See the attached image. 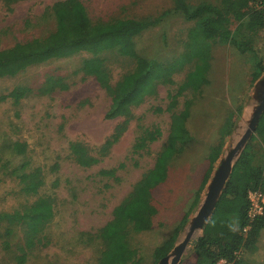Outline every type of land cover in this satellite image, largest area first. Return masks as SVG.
Masks as SVG:
<instances>
[{
  "label": "rangeland",
  "instance_id": "1",
  "mask_svg": "<svg viewBox=\"0 0 264 264\" xmlns=\"http://www.w3.org/2000/svg\"><path fill=\"white\" fill-rule=\"evenodd\" d=\"M58 1L61 0H24L10 6L0 3V50L53 33L56 20L52 6ZM79 1L93 22L155 18L173 7L171 0ZM187 1L197 4L217 0ZM260 2L255 0L251 6ZM237 25L232 22L230 28L234 30ZM191 27L192 23L180 16L167 14L159 24L135 38L136 50L150 60L174 63L184 47L200 44V39L194 41L189 35ZM257 35L256 50L264 65V29ZM208 42V84L199 95L186 92L177 98V111L185 101H191L186 124L191 141L169 165L167 183L153 191L155 229L128 236L142 264H152L153 250L168 238L174 224L185 214L190 218L195 213L192 194L208 171L210 150L222 141L221 158L240 139L255 104L251 98L256 82L252 55L218 39ZM97 57L104 60L112 83L134 67L131 59L115 51H104ZM89 58L91 54L79 52L0 78V214L22 212L39 196L52 201V205L47 201L34 205L36 228L48 223L37 236H27L24 224L0 222V264H97L101 246L90 238L112 218L115 207L152 168L169 132V95L177 93L193 65H183L172 73L168 84L158 83L153 95L132 107L126 130L114 145L101 152L103 143L117 125L124 124V119L105 118L109 97L94 77L81 71L83 60ZM14 89L21 91L17 98L11 94ZM228 125L232 127L227 134ZM154 129L160 131L158 140L134 150L144 132ZM72 142L88 147L91 155L100 157L99 163L90 168L78 166L69 151ZM217 165L218 160L201 195ZM35 169L40 171L38 179L42 181L37 196L26 194L20 181L21 173ZM102 170H114V178L100 175ZM145 209L139 208V212ZM126 213L120 210L122 216L129 217ZM233 226L237 227L235 219ZM6 228L11 229L10 235L5 234ZM201 235L202 231H198L193 236L178 264H196L192 245ZM182 236L183 228L166 255ZM29 237L31 247L26 244ZM18 256H25V260H17ZM236 261L264 264V229L254 245L238 252Z\"/></svg>",
  "mask_w": 264,
  "mask_h": 264
},
{
  "label": "trees",
  "instance_id": "2",
  "mask_svg": "<svg viewBox=\"0 0 264 264\" xmlns=\"http://www.w3.org/2000/svg\"><path fill=\"white\" fill-rule=\"evenodd\" d=\"M20 1L24 0H0V3L10 6ZM171 1L172 9L155 18H118L93 22L79 0H61L52 6L56 20L53 33L41 39L17 43L8 49L0 50V78L12 77L30 66L79 52L92 55V58L83 60L81 71L86 76L94 77L109 97L110 104L105 118L124 119V124L117 125L103 143L101 152L114 145L126 130L132 107L139 106L147 96L153 95L158 83L168 84L172 73L183 65L193 64L178 87L177 93L169 95L170 101L166 107V111L170 113L169 132L152 168L142 175L122 202L115 207L112 218L90 238L92 242L97 241L101 246L97 264H142L139 251L131 245L128 236L130 233L139 234L155 229L153 219L157 214V208L153 203V191L167 183L169 165L191 141L186 126L191 101H185L181 110L177 111V98L186 92L199 95L208 84L207 73L210 67L208 41L218 39L230 43L241 52H249L256 70L253 80H257L264 70L256 50L257 32L264 29V0L256 6H251L255 0H217L214 3L203 1L197 4H190L187 0ZM170 13L192 23L189 35L194 41L200 39V44L184 47L174 63L158 62L139 55L135 47V38L148 28L159 24ZM232 22L238 23L234 30L230 28ZM104 51H115L119 56L131 59L134 63L133 69L112 83L104 60L97 57ZM15 90L11 94L17 98L21 91ZM231 127L232 125L227 126V134ZM159 136L158 129L146 130L137 141L134 150L144 148L147 143L158 140ZM222 145L223 142L219 141L208 154V171L195 192L194 204L204 188L211 168L220 157ZM15 149L19 151L17 144ZM69 151L76 164L82 168H90L99 163L100 157L91 155L88 147L79 142L70 143ZM99 174L114 178V170H102ZM39 177L40 171L36 169L31 173H21L22 190L28 195L37 196V190L42 184ZM251 190H260L264 194V111L259 117L254 134L246 142L236 160L202 235L192 245L196 264H217L220 260L237 264L235 254L255 244L259 233L264 229V211L254 219L249 229L243 232V228L248 224L247 193ZM177 192L180 190H176ZM40 201H47L52 205L50 198L39 196L22 212L0 214V222L4 221L9 225L24 224L27 236L41 234L48 223L36 228L33 222L36 216L34 205ZM144 206L146 211L139 212V208ZM122 209L129 217L120 214ZM234 219L237 227L233 226ZM186 221L187 216L184 215L179 222H174L171 234L153 250L152 264L166 255V251L176 240ZM5 234L10 235L11 229L6 228ZM32 243L29 237L26 244L31 247ZM16 259L22 261L25 260V256H18Z\"/></svg>",
  "mask_w": 264,
  "mask_h": 264
},
{
  "label": "water",
  "instance_id": "3",
  "mask_svg": "<svg viewBox=\"0 0 264 264\" xmlns=\"http://www.w3.org/2000/svg\"><path fill=\"white\" fill-rule=\"evenodd\" d=\"M251 98L255 104L249 113L244 133L240 139L218 159V165L214 169L208 184L206 185L205 192L195 210V213L187 219L183 226L182 238L173 246L167 255L158 260L157 264H178L182 253L193 236L198 231H203L205 224L210 218L216 203L220 198L236 160L243 151L246 142L254 133L259 117L264 111V72L254 83Z\"/></svg>",
  "mask_w": 264,
  "mask_h": 264
},
{
  "label": "built area",
  "instance_id": "4",
  "mask_svg": "<svg viewBox=\"0 0 264 264\" xmlns=\"http://www.w3.org/2000/svg\"><path fill=\"white\" fill-rule=\"evenodd\" d=\"M247 222L248 224L243 228V232H246L249 229V225L256 219L258 216L262 215L264 211V194L260 190H251L247 193ZM235 258H238V253L235 254ZM229 264L225 260H220L217 264Z\"/></svg>",
  "mask_w": 264,
  "mask_h": 264
},
{
  "label": "crops",
  "instance_id": "5",
  "mask_svg": "<svg viewBox=\"0 0 264 264\" xmlns=\"http://www.w3.org/2000/svg\"><path fill=\"white\" fill-rule=\"evenodd\" d=\"M198 189H199V188H198ZM198 189H197V190H198ZM197 190H196V191H197ZM196 191H195V192H196ZM195 192L192 194V196H193V197H192V200H191L192 202H193V199L195 198ZM201 193H202V192H201ZM201 193H200V195H199V198H198L197 202L193 205V206L196 207V208L194 207L195 210L197 209L198 204H199L201 198L203 197V195H201ZM195 210H194V211H195ZM192 212H193V211H192ZM193 213H194V212H193ZM193 213H192V214H193ZM192 214H191V215H192ZM185 215L187 216V214H185ZM187 219H188V218H187Z\"/></svg>",
  "mask_w": 264,
  "mask_h": 264
}]
</instances>
